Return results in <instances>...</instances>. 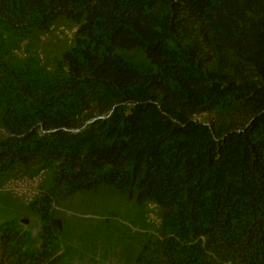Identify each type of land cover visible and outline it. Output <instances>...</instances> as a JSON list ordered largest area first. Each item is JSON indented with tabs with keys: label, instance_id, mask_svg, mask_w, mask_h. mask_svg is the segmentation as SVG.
<instances>
[{
	"label": "trees",
	"instance_id": "16d2710c",
	"mask_svg": "<svg viewBox=\"0 0 264 264\" xmlns=\"http://www.w3.org/2000/svg\"><path fill=\"white\" fill-rule=\"evenodd\" d=\"M59 17L57 71L18 63ZM0 106V173L50 170L38 241L1 221L0 264H61L52 204L103 184L160 208L136 264H264V0H0Z\"/></svg>",
	"mask_w": 264,
	"mask_h": 264
},
{
	"label": "rangeland",
	"instance_id": "374dc122",
	"mask_svg": "<svg viewBox=\"0 0 264 264\" xmlns=\"http://www.w3.org/2000/svg\"><path fill=\"white\" fill-rule=\"evenodd\" d=\"M76 23L59 17L50 28L36 30L21 45L15 55L18 63L33 58L48 72L58 69V60L74 41ZM118 52L140 69L151 61L141 47L118 48ZM90 121L94 111L89 112ZM4 107L0 106V138L6 135L3 127ZM100 112H95L98 116ZM227 113L215 111L198 116L208 123H222ZM86 121V122H87ZM50 185V170L30 173L11 171L0 173V222L17 220L33 242L41 228L36 208L43 191ZM51 216L60 243L61 264H136L142 244L157 234L160 208L149 201L137 202L127 193L103 184L97 188L79 190L52 204Z\"/></svg>",
	"mask_w": 264,
	"mask_h": 264
}]
</instances>
